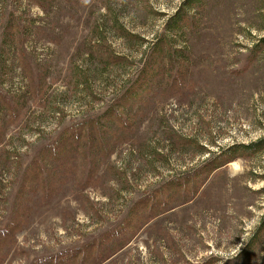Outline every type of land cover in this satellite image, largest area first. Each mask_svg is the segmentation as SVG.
I'll return each instance as SVG.
<instances>
[{
  "label": "rangeland",
  "instance_id": "rangeland-1",
  "mask_svg": "<svg viewBox=\"0 0 264 264\" xmlns=\"http://www.w3.org/2000/svg\"><path fill=\"white\" fill-rule=\"evenodd\" d=\"M136 84L124 132L103 115ZM91 120L95 145L85 130L51 154ZM260 142L264 0H0V264L101 253L144 201L147 222L101 264H264V229L246 249L264 220V148L206 167Z\"/></svg>",
  "mask_w": 264,
  "mask_h": 264
},
{
  "label": "trees",
  "instance_id": "trees-1",
  "mask_svg": "<svg viewBox=\"0 0 264 264\" xmlns=\"http://www.w3.org/2000/svg\"><path fill=\"white\" fill-rule=\"evenodd\" d=\"M185 18V15H183L181 17V19ZM178 28H181V26L178 25ZM164 45L167 46L168 43L167 41H164ZM163 46V43H162ZM162 48V47H161ZM158 51V52H157ZM157 51H155L152 55V62H148L146 65L147 66H153L155 67V65H160V61H159V53L161 52L160 49H158ZM187 72H184L183 70H178L172 74H170V90H174V94H176L178 91H182L185 85V78L187 77ZM150 76L147 75L145 78H149ZM153 77H151L150 79H152ZM145 82V81H144ZM148 83V82H146ZM140 87H142V85L138 86L133 85L131 86L126 93L118 99L117 102L111 104V106L108 108V110L106 111V113L103 115V118H109V120H115L117 122H119L121 125H123L124 127V132H126L125 128L129 127V130H132L131 126H132V122L131 120L128 118L129 116L127 115V113H125V106L127 104V102H131V101H135V100H139L141 98V93H143V90H140ZM146 90V88H145ZM126 101V102H124ZM129 120V121H126ZM130 124V126H129ZM100 123L98 120H91L89 122H84L80 125L77 126H72L69 127L67 129V131L65 132V134L59 139L58 142H56L55 144H53L52 147H50L48 150H53L54 151H50L51 154L52 153H56V154H60L61 155V159H65L64 157L66 155H68V153L71 151L73 152L75 147L78 146V144H80L79 142L81 141V138L84 135V132L86 130V136H88V138H90L89 140H87L88 142L90 141L91 143H93L94 145L97 143L96 140L101 138V131L100 130ZM103 133V130H102ZM86 141V142H87ZM191 142V140L189 141ZM105 145V144H104ZM99 148V146H98ZM96 148V149H98ZM107 148L106 145L103 147V149ZM264 148V142H260V143H256V144H252V145H246V146H236L233 145L231 148L227 149L224 152L225 156H218L217 158H214L212 161H210L207 165L209 166L211 163V167L209 166L208 171L211 173L213 171H215L219 166H221V163L225 160V163H229L232 161V158H235L239 155V153H244V155L246 154H251L254 155L256 153H258L259 151H261V149ZM241 155V154H240ZM218 160V161H217ZM223 165V164H222ZM205 167V166H204ZM208 173L206 175L205 180H207V176L210 174ZM174 180V179H173ZM172 180V181H173ZM172 181H169L167 184H170ZM157 205V204H156ZM149 206V204L144 201L141 202L135 206L132 207V209L129 212V218L126 219L120 226H118L117 229H115V231L113 232H109L104 236L103 241L104 242H109L108 244L103 245L102 249H101V253L96 252L94 250L95 247H97V245L92 247H88L85 246L86 251L84 250V254H83V249L78 248V249H71L64 251L62 253H58L56 254V256L53 257H48V258H42L40 260H37L35 262H33V264H101L103 263L105 260L111 258L112 256H114L116 254V251H119L120 249L126 247L129 243L130 240L132 238V233L136 232L137 227L142 226L146 220L147 217H145V215H143L142 212H144L145 209H147ZM152 208H155V205H153ZM151 211V210H150ZM152 215V214H151ZM141 217V219H140ZM141 221V223H139ZM144 222V223H143ZM261 228H260V232H258L257 234L259 235L261 233V230L264 229V220L263 222L260 224ZM263 226V227H262ZM258 237V238H257ZM261 237L262 235H259L255 237V239H251L247 245H246V249H249L251 244L253 243V247L254 249L259 247L262 244L261 241ZM257 239V240H256ZM102 242V241H101ZM93 244H97L96 242H93ZM101 243H98V246H100ZM112 245L113 246H108V245ZM245 249V250H246ZM92 260V261H91Z\"/></svg>",
  "mask_w": 264,
  "mask_h": 264
}]
</instances>
